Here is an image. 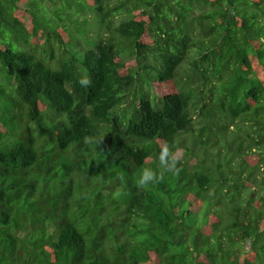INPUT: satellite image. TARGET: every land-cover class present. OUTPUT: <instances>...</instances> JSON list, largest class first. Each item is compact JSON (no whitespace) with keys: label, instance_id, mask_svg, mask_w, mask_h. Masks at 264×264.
I'll return each mask as SVG.
<instances>
[{"label":"trees","instance_id":"obj_1","mask_svg":"<svg viewBox=\"0 0 264 264\" xmlns=\"http://www.w3.org/2000/svg\"><path fill=\"white\" fill-rule=\"evenodd\" d=\"M0 264H264V0H0Z\"/></svg>","mask_w":264,"mask_h":264},{"label":"clouds","instance_id":"obj_2","mask_svg":"<svg viewBox=\"0 0 264 264\" xmlns=\"http://www.w3.org/2000/svg\"><path fill=\"white\" fill-rule=\"evenodd\" d=\"M90 81L86 78H82L80 80V84L82 86H87ZM102 140V139H101ZM101 140L98 142L100 144ZM156 160L160 166V172L153 167H143L139 170L138 177L136 180V184L139 188L144 189L149 187L155 183H158L160 180L163 179V172H174L178 171L176 169V160L171 157L167 146L161 148V150L156 155Z\"/></svg>","mask_w":264,"mask_h":264},{"label":"rangeland","instance_id":"obj_3","mask_svg":"<svg viewBox=\"0 0 264 264\" xmlns=\"http://www.w3.org/2000/svg\"><path fill=\"white\" fill-rule=\"evenodd\" d=\"M122 17H117V21H119Z\"/></svg>","mask_w":264,"mask_h":264}]
</instances>
